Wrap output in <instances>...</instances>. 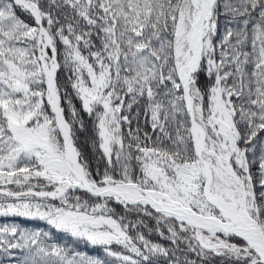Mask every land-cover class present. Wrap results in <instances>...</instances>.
I'll list each match as a JSON object with an SVG mask.
<instances>
[{"label": "snow or ice", "instance_id": "1", "mask_svg": "<svg viewBox=\"0 0 264 264\" xmlns=\"http://www.w3.org/2000/svg\"><path fill=\"white\" fill-rule=\"evenodd\" d=\"M9 216L5 264H264V0H0Z\"/></svg>", "mask_w": 264, "mask_h": 264}, {"label": "trees", "instance_id": "2", "mask_svg": "<svg viewBox=\"0 0 264 264\" xmlns=\"http://www.w3.org/2000/svg\"><path fill=\"white\" fill-rule=\"evenodd\" d=\"M221 23L223 24V19L221 20ZM79 139L77 141L78 146L81 148L82 151L85 152V154L90 155L93 157V167H95V158H94V149L92 147V143L91 141L87 138L86 134L83 133H79L78 134ZM118 211L121 212V214H123V209H121L119 206H116ZM128 219L136 222L138 220L141 219V216L137 213H130L128 214ZM143 220L145 222V224L147 225V227L142 228V231H144L145 233H148V229L149 228H155L156 226V222L155 220L151 219L150 217H143ZM18 225L21 228H25L31 231H35V230H47V226L41 222V221H34V220H27L21 217H0V226L3 225ZM166 231V230H165ZM150 239H152L155 242H162L159 238L158 235H156L155 233L151 234V236L149 237ZM78 251H82L85 252L88 255L91 256H103L102 253H100L98 251V249L92 247V246H88V245H84V244H80L77 248ZM5 259L4 257L0 256V264H5Z\"/></svg>", "mask_w": 264, "mask_h": 264}, {"label": "rangeland", "instance_id": "3", "mask_svg": "<svg viewBox=\"0 0 264 264\" xmlns=\"http://www.w3.org/2000/svg\"><path fill=\"white\" fill-rule=\"evenodd\" d=\"M9 187H12V186H9Z\"/></svg>", "mask_w": 264, "mask_h": 264}]
</instances>
